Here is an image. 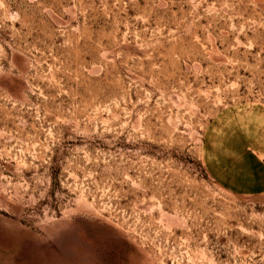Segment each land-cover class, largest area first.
Masks as SVG:
<instances>
[{
  "label": "rangeland",
  "instance_id": "obj_1",
  "mask_svg": "<svg viewBox=\"0 0 264 264\" xmlns=\"http://www.w3.org/2000/svg\"><path fill=\"white\" fill-rule=\"evenodd\" d=\"M0 264H264V0H0Z\"/></svg>",
  "mask_w": 264,
  "mask_h": 264
}]
</instances>
